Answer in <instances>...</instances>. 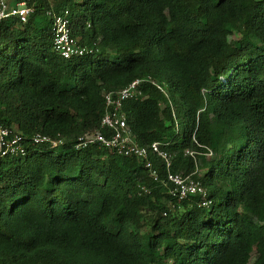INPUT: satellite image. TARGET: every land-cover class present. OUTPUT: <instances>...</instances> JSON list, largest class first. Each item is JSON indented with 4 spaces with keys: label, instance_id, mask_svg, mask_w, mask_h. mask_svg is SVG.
<instances>
[{
    "label": "trees",
    "instance_id": "obj_1",
    "mask_svg": "<svg viewBox=\"0 0 264 264\" xmlns=\"http://www.w3.org/2000/svg\"><path fill=\"white\" fill-rule=\"evenodd\" d=\"M32 1L0 24V126L26 138L0 160V264H264V0ZM47 10L93 52L56 54ZM146 77L165 93L123 104L130 137L196 170L207 208L169 195L156 155L73 148L103 132L106 92Z\"/></svg>",
    "mask_w": 264,
    "mask_h": 264
},
{
    "label": "built area",
    "instance_id": "obj_2",
    "mask_svg": "<svg viewBox=\"0 0 264 264\" xmlns=\"http://www.w3.org/2000/svg\"><path fill=\"white\" fill-rule=\"evenodd\" d=\"M39 1L42 2L44 0ZM33 2L32 0H22L10 6L8 0H0V24L9 19H16L20 24L27 22L35 11V2ZM46 16L51 18V46L56 54L63 59H70L93 52V48L81 44L77 38L73 37L67 10L61 13L47 10ZM143 82H149L165 93V88L161 87L150 77L136 79L120 90L106 92L103 96L105 111L100 122L103 132L86 133L78 137L73 148L81 150L92 145H99L118 155L143 159L146 161L145 167L148 169L152 168L151 162L148 160L149 155H156L164 161L168 170L166 180L171 185L169 195L177 200H184L190 196H199L201 198L199 206L207 208L210 206L211 201L206 199V191L200 182L194 178L196 170L187 175L174 173L170 170L172 155L163 150L160 143L154 142L149 147H141L134 143L130 137L126 119L121 113V109L125 102L141 95L139 86ZM25 141V137L16 134L12 129L0 126V160L6 157L23 155L26 152ZM28 142L32 145H47L55 149H59L65 144L62 138H52L41 133L31 136ZM185 153L190 157L198 154L192 150H186ZM152 174L155 176L154 172ZM141 190L147 191L144 188Z\"/></svg>",
    "mask_w": 264,
    "mask_h": 264
},
{
    "label": "crops",
    "instance_id": "obj_3",
    "mask_svg": "<svg viewBox=\"0 0 264 264\" xmlns=\"http://www.w3.org/2000/svg\"><path fill=\"white\" fill-rule=\"evenodd\" d=\"M8 2H9V5H10V6H13V5L16 3L15 0H8Z\"/></svg>",
    "mask_w": 264,
    "mask_h": 264
},
{
    "label": "rangeland",
    "instance_id": "obj_4",
    "mask_svg": "<svg viewBox=\"0 0 264 264\" xmlns=\"http://www.w3.org/2000/svg\"><path fill=\"white\" fill-rule=\"evenodd\" d=\"M253 258H254V253H252V259H251V261H250V264H252V262H253Z\"/></svg>",
    "mask_w": 264,
    "mask_h": 264
}]
</instances>
